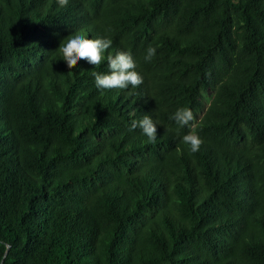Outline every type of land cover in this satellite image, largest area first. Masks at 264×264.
Instances as JSON below:
<instances>
[{
    "label": "trees",
    "instance_id": "16d2710c",
    "mask_svg": "<svg viewBox=\"0 0 264 264\" xmlns=\"http://www.w3.org/2000/svg\"><path fill=\"white\" fill-rule=\"evenodd\" d=\"M75 31L143 82L98 90ZM0 264H264V0H0Z\"/></svg>",
    "mask_w": 264,
    "mask_h": 264
},
{
    "label": "clouds",
    "instance_id": "9594fccd",
    "mask_svg": "<svg viewBox=\"0 0 264 264\" xmlns=\"http://www.w3.org/2000/svg\"><path fill=\"white\" fill-rule=\"evenodd\" d=\"M59 5H64L67 0H57ZM112 39L107 36L88 37L81 31H75L63 38L59 44L64 61L71 68L80 60H85L90 65H99L102 60L107 61V72H93L94 83L98 90L127 89L130 85L135 88L143 82V76L136 70L137 62L130 51L119 50L115 54L107 51L112 46ZM145 61H150L156 54V48L149 45L145 50ZM107 52V55H106ZM170 119L181 127L189 125L194 120V114L189 107H178ZM157 125L150 115L145 114L141 119L133 120L131 128L139 127L148 141L155 143L157 139ZM182 143L188 145L190 151L195 153L203 143L198 134L188 132L181 137Z\"/></svg>",
    "mask_w": 264,
    "mask_h": 264
},
{
    "label": "water",
    "instance_id": "95a60500",
    "mask_svg": "<svg viewBox=\"0 0 264 264\" xmlns=\"http://www.w3.org/2000/svg\"><path fill=\"white\" fill-rule=\"evenodd\" d=\"M8 249H9V247H8Z\"/></svg>",
    "mask_w": 264,
    "mask_h": 264
}]
</instances>
